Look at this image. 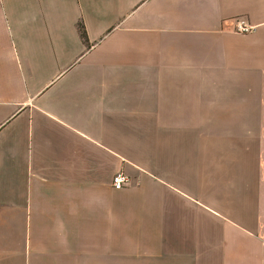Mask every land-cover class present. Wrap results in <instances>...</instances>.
Masks as SVG:
<instances>
[{"label":"crops","instance_id":"obj_1","mask_svg":"<svg viewBox=\"0 0 264 264\" xmlns=\"http://www.w3.org/2000/svg\"><path fill=\"white\" fill-rule=\"evenodd\" d=\"M0 264H264V0H0Z\"/></svg>","mask_w":264,"mask_h":264},{"label":"built area","instance_id":"obj_2","mask_svg":"<svg viewBox=\"0 0 264 264\" xmlns=\"http://www.w3.org/2000/svg\"><path fill=\"white\" fill-rule=\"evenodd\" d=\"M254 30V27L248 25L244 21H238L235 26V31L241 34H249ZM129 179L122 173H118L112 178V186L114 189L119 190L128 185Z\"/></svg>","mask_w":264,"mask_h":264},{"label":"trees","instance_id":"obj_3","mask_svg":"<svg viewBox=\"0 0 264 264\" xmlns=\"http://www.w3.org/2000/svg\"><path fill=\"white\" fill-rule=\"evenodd\" d=\"M80 31H81V34L84 36V30L82 26H80Z\"/></svg>","mask_w":264,"mask_h":264}]
</instances>
